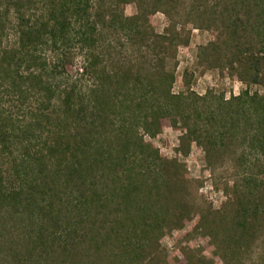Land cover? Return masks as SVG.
<instances>
[{"label":"trees","instance_id":"obj_1","mask_svg":"<svg viewBox=\"0 0 264 264\" xmlns=\"http://www.w3.org/2000/svg\"><path fill=\"white\" fill-rule=\"evenodd\" d=\"M45 1L42 13L34 21L15 15L17 42L2 55L0 70L11 78L8 85L19 94L23 91L16 79L25 80V90L37 88L43 92L47 100L43 108L48 110L47 105L59 87L54 84L53 76L42 73L43 68L47 69L46 62L36 55L34 46L40 42L55 50H64L73 43L82 56L77 85L58 91L53 111L42 115L48 123L54 121L58 128L65 129L64 134L60 129L53 134L48 152L53 159L54 174L56 171L64 174L66 184L74 187L76 199L86 201L83 186L91 189L89 198L94 196V180L100 178L111 185L121 205L153 195L162 197L156 207L159 204L157 213H163L160 203L166 200L163 194L168 191L164 166L167 162L157 150L143 143V135L155 138L160 133L163 120L182 132L180 146L186 150L191 143L202 147L209 167L215 164L218 153L233 168H245L264 159V97L250 90L251 85L264 88V0H227L225 5L221 1L219 12L220 7L213 2L223 23L212 27L217 33L216 41L200 48L199 56L213 59L219 68H223L224 61L225 70L245 85L243 91L229 98L212 92L203 96L191 91L172 93L173 70L166 69V58L159 55L173 52L174 59L184 35L174 27L161 35L155 34L147 17L160 12L170 18L164 7L179 1ZM130 3L135 5L136 13L125 17L123 7ZM201 3L197 10L190 12L204 13L206 7ZM106 6L109 8L105 9ZM190 12L188 16L192 18ZM116 49L122 57L113 61L111 52ZM53 53L57 59L51 74L65 70L68 62L65 51ZM24 65L27 71L24 77L9 74ZM39 67L38 73L32 72ZM71 117L75 118L74 125L67 121ZM106 126L109 131H99ZM9 132L5 121L1 122L0 154L10 152ZM43 158L35 166L39 173L48 168ZM244 179L240 182L243 186L233 183L229 201L218 211L216 219L209 220L210 228L226 225L232 234L222 241L227 247V264L242 263L235 257L246 246L245 243L241 246L239 239L253 232L264 216V192H257L252 186L254 179ZM2 183L0 172V202L18 200L17 191H4ZM142 201L137 206L144 205Z\"/></svg>","mask_w":264,"mask_h":264},{"label":"rangeland","instance_id":"obj_2","mask_svg":"<svg viewBox=\"0 0 264 264\" xmlns=\"http://www.w3.org/2000/svg\"><path fill=\"white\" fill-rule=\"evenodd\" d=\"M170 1L180 2L164 7L170 18L156 12L148 16L147 21L155 34L161 35L174 27L184 35L174 59L173 52L159 55L166 58V69L173 70L172 93L191 91L203 96L212 92L229 98L243 91L245 85L225 70L224 61L223 68H219L213 59L199 56L200 48L216 41L217 33L212 27L223 23L213 2L220 7L217 8L219 12L221 1L225 5L227 0L219 3L218 0ZM45 3V0H0V59L16 45L15 15L34 21ZM200 3L206 7L204 13L190 12L197 10ZM135 13L134 4L123 7L125 17ZM189 20L194 24L187 22ZM34 47L36 55L45 60L47 69L33 68L32 72L41 70L44 76H53L54 84L59 87L53 98L56 101L58 91L77 85L83 58L73 43L64 50H55L40 42ZM159 49L158 43V52ZM60 50L67 54V66L51 74L57 59L53 52ZM116 50L111 52L113 61L122 57ZM15 73L24 77L26 65L18 71H9L14 77ZM3 74L0 70V123L5 121L12 144L8 154H0V172L3 190H15L19 196L18 200L0 202V264H227V247L222 241L232 234L226 225L210 228L209 220L216 219L218 211L229 201L233 183L241 185L244 178L250 177L255 181L252 186L257 192H264V159L245 168H233L218 153L215 164L209 167L202 147L196 143H191L188 150L180 146L182 132L163 120L160 133L155 138L143 135V143L157 150L167 162L164 166L168 191L163 194L166 200L160 203L164 212L157 213L160 208L156 203L163 198L156 195L149 197L150 201L142 198L144 205L137 206L141 200L119 204L111 185L100 178L94 180L92 193L95 190V197L89 198L91 189L83 186L84 202L83 198L76 199L74 187L66 184L64 174L53 172L48 148L57 129L65 133L56 122L48 123L43 119L42 115L53 111V100L46 110L43 92L37 88L25 90V80L16 79L23 91L19 94L9 87L11 78ZM250 90L264 97L262 86L251 85ZM74 119L71 117L67 121L74 125ZM99 131L105 133L109 128L106 126ZM40 157L48 163V168L41 173L35 167ZM230 215L228 211L227 216ZM239 241L241 246L246 245L241 254L235 256L241 264H264V216L256 229Z\"/></svg>","mask_w":264,"mask_h":264}]
</instances>
